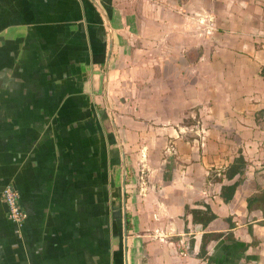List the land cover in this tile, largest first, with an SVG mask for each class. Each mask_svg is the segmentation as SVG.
Segmentation results:
<instances>
[{"label": "crops", "instance_id": "obj_1", "mask_svg": "<svg viewBox=\"0 0 264 264\" xmlns=\"http://www.w3.org/2000/svg\"><path fill=\"white\" fill-rule=\"evenodd\" d=\"M8 184L0 264H264V0H0Z\"/></svg>", "mask_w": 264, "mask_h": 264}, {"label": "built area", "instance_id": "obj_2", "mask_svg": "<svg viewBox=\"0 0 264 264\" xmlns=\"http://www.w3.org/2000/svg\"><path fill=\"white\" fill-rule=\"evenodd\" d=\"M0 199L7 209V218L14 225L16 236H20L21 228L26 220V214L23 212L19 205V195L16 189L8 184L3 187ZM189 249L187 241L180 243L181 254H185Z\"/></svg>", "mask_w": 264, "mask_h": 264}, {"label": "trees", "instance_id": "obj_3", "mask_svg": "<svg viewBox=\"0 0 264 264\" xmlns=\"http://www.w3.org/2000/svg\"><path fill=\"white\" fill-rule=\"evenodd\" d=\"M243 165L242 159L236 158L233 163L227 168L226 172H225V177L226 179H231L235 174L240 172V167ZM235 183L228 185V186H223L221 187L220 190V196L221 199L223 200V202H228L235 191ZM248 206H250L251 204L253 206L259 207L263 212H264V187L258 192L256 193L254 196L250 197L248 200ZM214 217L211 214L205 215L202 219H201V223L203 225H205L207 222H209L210 220H212ZM201 252H203V244L201 246Z\"/></svg>", "mask_w": 264, "mask_h": 264}]
</instances>
